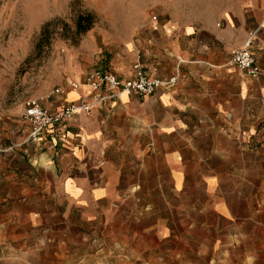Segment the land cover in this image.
Returning <instances> with one entry per match:
<instances>
[{
    "label": "rangeland",
    "instance_id": "374dc122",
    "mask_svg": "<svg viewBox=\"0 0 264 264\" xmlns=\"http://www.w3.org/2000/svg\"><path fill=\"white\" fill-rule=\"evenodd\" d=\"M157 1L0 0V141L15 139L25 98L108 70L128 19ZM85 13L90 27L76 32ZM256 131L185 151L181 180L156 159L141 170L116 162L109 197L0 199L1 264H264V120Z\"/></svg>",
    "mask_w": 264,
    "mask_h": 264
},
{
    "label": "crops",
    "instance_id": "0c3cea01",
    "mask_svg": "<svg viewBox=\"0 0 264 264\" xmlns=\"http://www.w3.org/2000/svg\"><path fill=\"white\" fill-rule=\"evenodd\" d=\"M136 15L128 19L121 53L105 67L126 79L138 57L147 75L173 82L150 95L119 94L88 115L48 126L35 141L27 139L21 119L12 124L9 133L15 139L0 141L1 200L55 205L109 197L119 174L113 169L122 166L116 162L141 170L156 159L170 169L172 180L173 173L181 180L184 152L201 151L205 138L232 145L234 136L257 134L264 120V76L250 78L228 58L249 38L245 46L264 72V0H160ZM83 75L52 86L64 92L43 104L53 109L86 95ZM113 153L129 155L115 159ZM3 260L0 255V264Z\"/></svg>",
    "mask_w": 264,
    "mask_h": 264
},
{
    "label": "built area",
    "instance_id": "2783aa9c",
    "mask_svg": "<svg viewBox=\"0 0 264 264\" xmlns=\"http://www.w3.org/2000/svg\"><path fill=\"white\" fill-rule=\"evenodd\" d=\"M249 42L247 38L244 46L230 50L228 64L250 78L264 76V72L255 64L253 54L245 46ZM80 82L88 88L87 94L62 103L57 108H48L43 103L53 95L63 94V88L54 87L41 97H28L22 101L19 117L25 124L28 140H37L40 132L50 125L59 124L74 115H88L95 105L110 101L121 93L150 95L158 86L172 83L173 78L163 80L147 75L136 57L131 63V75L126 79H121L108 70L95 68L87 71ZM72 87L77 88L78 83L74 82ZM260 103L264 108V98L260 99Z\"/></svg>",
    "mask_w": 264,
    "mask_h": 264
},
{
    "label": "trees",
    "instance_id": "16d2710c",
    "mask_svg": "<svg viewBox=\"0 0 264 264\" xmlns=\"http://www.w3.org/2000/svg\"><path fill=\"white\" fill-rule=\"evenodd\" d=\"M91 15L89 13L80 14L77 16L75 21V30L76 32H83L88 29L91 24Z\"/></svg>",
    "mask_w": 264,
    "mask_h": 264
},
{
    "label": "bare ground",
    "instance_id": "6f19581e",
    "mask_svg": "<svg viewBox=\"0 0 264 264\" xmlns=\"http://www.w3.org/2000/svg\"><path fill=\"white\" fill-rule=\"evenodd\" d=\"M121 94H124V93H121Z\"/></svg>",
    "mask_w": 264,
    "mask_h": 264
}]
</instances>
